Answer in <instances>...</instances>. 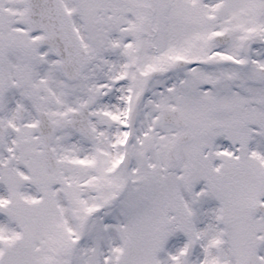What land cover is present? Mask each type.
<instances>
[{"label": "snow or ice", "instance_id": "1", "mask_svg": "<svg viewBox=\"0 0 264 264\" xmlns=\"http://www.w3.org/2000/svg\"><path fill=\"white\" fill-rule=\"evenodd\" d=\"M0 264H264V0H0Z\"/></svg>", "mask_w": 264, "mask_h": 264}]
</instances>
